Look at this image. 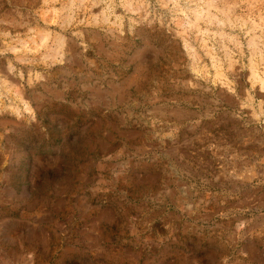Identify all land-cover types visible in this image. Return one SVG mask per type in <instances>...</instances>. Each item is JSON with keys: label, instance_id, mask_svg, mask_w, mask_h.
Returning a JSON list of instances; mask_svg holds the SVG:
<instances>
[{"label": "rangeland", "instance_id": "1", "mask_svg": "<svg viewBox=\"0 0 264 264\" xmlns=\"http://www.w3.org/2000/svg\"><path fill=\"white\" fill-rule=\"evenodd\" d=\"M262 219L264 0H0V264H264Z\"/></svg>", "mask_w": 264, "mask_h": 264}, {"label": "crops", "instance_id": "2", "mask_svg": "<svg viewBox=\"0 0 264 264\" xmlns=\"http://www.w3.org/2000/svg\"><path fill=\"white\" fill-rule=\"evenodd\" d=\"M260 228H264V219L260 221ZM261 230V229H260Z\"/></svg>", "mask_w": 264, "mask_h": 264}]
</instances>
